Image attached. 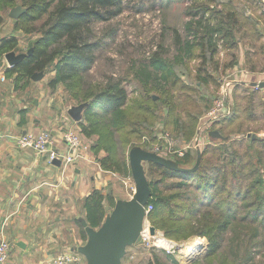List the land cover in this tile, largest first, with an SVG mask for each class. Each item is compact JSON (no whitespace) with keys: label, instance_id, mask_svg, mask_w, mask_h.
<instances>
[{"label":"trees","instance_id":"16d2710c","mask_svg":"<svg viewBox=\"0 0 264 264\" xmlns=\"http://www.w3.org/2000/svg\"><path fill=\"white\" fill-rule=\"evenodd\" d=\"M172 4L183 9L181 30L162 22L153 52L137 48L135 56L121 59L118 72L114 60L106 58L107 71L101 69L95 78L101 50L115 42L117 20L133 9V0H0V13L20 6L24 13L16 30L36 36L31 54L6 71L8 76L17 73L18 83L54 72L48 87L62 86L75 106H85L77 133L91 140L94 156L104 153L98 159L101 169L121 180L131 176V150L159 143L156 125L184 143L194 140L228 70L264 74L260 0H140L134 12ZM16 46L15 38L2 40L0 61ZM125 85L134 88V96ZM256 98L246 83L234 87L230 113L210 125L223 139L210 138L199 154L190 148L170 158L186 171L144 164L150 226L174 242L207 240L204 256L189 264H257L256 259L264 264V136H259L264 133V96L259 105ZM118 195L93 189L81 201L90 229L101 227ZM78 234L86 239L81 224ZM142 252L139 264H180L164 249L146 246Z\"/></svg>","mask_w":264,"mask_h":264},{"label":"crops","instance_id":"0c3cea01","mask_svg":"<svg viewBox=\"0 0 264 264\" xmlns=\"http://www.w3.org/2000/svg\"><path fill=\"white\" fill-rule=\"evenodd\" d=\"M9 11L6 12L7 18L0 13V43L15 38L17 46L12 53L26 55L36 36L17 31L16 20L9 16ZM242 60L241 56L240 62ZM12 67L1 59L0 240L9 242L12 249L4 264H53V258L61 252L78 254L80 264H85L84 256L79 253L88 242L87 235L82 239L78 234V224L85 222L81 201L93 189L107 192L114 190L116 184L133 194L134 182L131 176L121 180L112 173L101 171L96 165V161L104 156L101 153L96 157L90 152L85 163L60 166L48 163L31 150L17 148L15 138L24 133L49 130L57 145L62 147L63 131L77 132L79 129L78 122L68 114L75 105L63 87H48L54 72L17 83V73L10 77L6 73ZM233 69L224 76L237 77L240 70ZM239 77L248 83L260 82L258 75L246 72ZM130 199L120 197L115 204ZM111 211L107 207L105 219Z\"/></svg>","mask_w":264,"mask_h":264},{"label":"rangeland","instance_id":"374dc122","mask_svg":"<svg viewBox=\"0 0 264 264\" xmlns=\"http://www.w3.org/2000/svg\"><path fill=\"white\" fill-rule=\"evenodd\" d=\"M133 1L135 2V5L139 4L140 2V0H133ZM261 3L264 6V0H262ZM135 5H132L133 9H131L130 11L124 12L123 15H121L120 18L117 20L118 24L120 25V32L116 36V40L114 43H111V44L108 43L107 46L102 48L101 55L99 57V61L97 64V71L95 69L94 72H92L95 78L98 77L97 73L101 69L107 71L108 66L106 64L107 63L106 58H110L114 60V65H115L114 67L116 68V72H118L119 70L122 69L121 59L125 58V56H129V57L135 56L133 54V51L136 50L137 48H144V52L146 54L153 52L159 40L158 36H159L160 31L162 30V27H161L162 22L166 23V25L168 26L177 28L178 30L182 29L183 23L185 22L184 15H183V9L180 8L177 4L169 5L167 9L160 8L154 11L153 10L152 11L151 10L142 11L141 13L134 12V10L136 9L134 7ZM263 6H262V9L264 10ZM6 16H7L6 13H4L3 17L7 18ZM166 44L167 45L171 44L170 37L167 38ZM121 52H123L122 56L119 55ZM193 65L194 64H192L191 66L193 67ZM243 73L244 71L242 72L239 71V74H237L236 75L237 77L235 78H232V77L228 78V75L224 76L222 78V83L219 87V91L216 92V96L219 95L221 87L227 81L230 83L231 98H232L233 90L236 85H239L241 83H248V82H245L247 80L239 77ZM257 80L263 81L264 74L258 75ZM125 88L130 97L135 95L134 91L132 90L134 88L131 85H125ZM248 88L257 92V98L255 102L257 105H259V98L264 96V88L258 89L256 87H251V86H248ZM56 95L59 97L58 94ZM216 96L214 97V99L216 98ZM232 106H233V102H232ZM257 114L259 115V113ZM198 127L199 125L197 126L196 129H198ZM154 132H155V136L157 140H159L160 135H162L163 133H168L174 140H177L178 145H187L193 142V139H192L190 143H184L181 139L175 137L174 135L172 136L168 131L164 130V128L160 129V124L155 126ZM259 136H264V133L259 134ZM213 141H218V140L213 139ZM88 142L91 146L90 139L88 140ZM156 142H152V143H156ZM157 144L160 145V141L159 143L152 144L151 146L147 147V149H143V151L152 153L151 152L152 147ZM100 153L104 154L103 152H100ZM164 159L170 160L173 162V159H170V158H164ZM196 164H194L192 167H194ZM114 190H116L119 193L117 197H120V194L122 193L123 195L121 197L123 198L125 197L129 199L130 197L132 198L134 194V193L132 194L130 190L126 191L122 185L120 186L116 184ZM148 228L150 230L151 228L154 230L153 234H155V236H163L162 232L150 226L147 219H144L141 230H140L141 231L140 237L142 239V244L133 242L130 246H128L126 248L125 256L122 259V264H139V262H142L143 258L145 257V254L142 252L143 248H145L149 244L152 246L159 245L154 240V237H155L154 235L152 238L151 237L146 238L147 236L146 237L144 236ZM167 241H170V240H167ZM170 242L174 243L175 248L174 249L172 248L173 250L172 249H168V250L171 252L173 251L175 259H177L180 264H189L193 260L202 258L207 248V240L205 238H200V237H191L185 241H180V242H174V241H170ZM256 261H257V264H260L259 259H256Z\"/></svg>","mask_w":264,"mask_h":264},{"label":"water","instance_id":"95a60500","mask_svg":"<svg viewBox=\"0 0 264 264\" xmlns=\"http://www.w3.org/2000/svg\"><path fill=\"white\" fill-rule=\"evenodd\" d=\"M24 13L20 6H16L9 11V16L18 20ZM28 51V55L31 54ZM25 55H15L10 52L3 56L4 61L15 66ZM42 73H36L32 79L41 78ZM251 87L258 89L264 88V80L260 82L248 83ZM84 105L71 107L68 111L70 117L80 122ZM208 137L211 139L222 140V136L216 130H210ZM199 154V151L197 152ZM151 162L165 168L177 171H186L179 169L173 162L161 158L153 153H149L140 149H134L129 152L128 164L131 172V177L134 182L135 191L129 202H118L112 209L111 214L104 220L101 227L97 230L90 229L83 222L82 226L88 238L87 244L79 250V253L84 256L85 264H122V259L125 256L126 248L133 242L142 244L140 230L143 224L145 215V207L151 197V190L145 176L144 164ZM198 163L192 170H195ZM154 233V230L151 228Z\"/></svg>","mask_w":264,"mask_h":264},{"label":"built area","instance_id":"2783aa9c","mask_svg":"<svg viewBox=\"0 0 264 264\" xmlns=\"http://www.w3.org/2000/svg\"><path fill=\"white\" fill-rule=\"evenodd\" d=\"M231 106L230 83L226 81L221 87L219 95L213 100L208 111L200 120L198 132L192 144L178 145L177 140H174L168 133H163L159 137L160 145H154L151 152L161 158H171L172 156L182 157L190 148H194L200 152L202 147L210 140L208 137L210 125L220 122L228 116L232 109ZM60 142L62 147L57 145L49 130H43L37 133L28 132L15 138L17 148L31 150L36 155L44 157L51 164L58 163L60 166H72L85 163L89 160L90 144L88 139L80 136L76 131H63ZM96 165L103 171L98 161H96ZM112 175L115 176L114 174ZM151 210V205L145 207L146 218ZM148 246L164 249L168 253L173 254V251L171 252L159 245L152 246L149 244ZM11 250L9 242L0 240V264H4L8 260ZM53 264H80V257L78 254L61 252L53 258Z\"/></svg>","mask_w":264,"mask_h":264},{"label":"bare ground","instance_id":"6f19581e","mask_svg":"<svg viewBox=\"0 0 264 264\" xmlns=\"http://www.w3.org/2000/svg\"><path fill=\"white\" fill-rule=\"evenodd\" d=\"M147 237H153V235L155 236V234H153V232L148 228L147 232L144 234ZM154 240L159 244L160 247L166 248V249H174V243L167 241L164 239L163 236H155ZM172 249V250H173Z\"/></svg>","mask_w":264,"mask_h":264},{"label":"flooded vegetation","instance_id":"af4514ba","mask_svg":"<svg viewBox=\"0 0 264 264\" xmlns=\"http://www.w3.org/2000/svg\"><path fill=\"white\" fill-rule=\"evenodd\" d=\"M27 53H28V52H27ZM27 53H26V54H27ZM27 55H28V54H27Z\"/></svg>","mask_w":264,"mask_h":264}]
</instances>
